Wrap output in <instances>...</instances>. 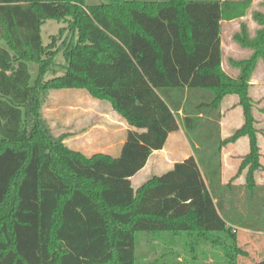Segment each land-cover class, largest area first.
I'll return each instance as SVG.
<instances>
[{"label": "trees", "instance_id": "obj_1", "mask_svg": "<svg viewBox=\"0 0 264 264\" xmlns=\"http://www.w3.org/2000/svg\"><path fill=\"white\" fill-rule=\"evenodd\" d=\"M106 1L0 0V264H139L134 247L142 233L170 235L185 248L210 243L235 264L247 254L227 223L264 232V188L254 181L264 167L248 95L252 67L264 63V30L248 40L241 27L234 37L253 55L234 63L240 73L231 79L221 69L220 23L243 16L247 1ZM86 7L97 26L86 25ZM67 18L68 66L44 81L56 52L43 46L41 27ZM64 88L109 103L127 124L117 157H84L50 134L41 108L48 89ZM227 95L238 97L244 124L221 140ZM179 126L196 159L134 190L130 178ZM241 137L249 139L238 171L247 168V216L231 220L215 187L231 190L220 185L221 148Z\"/></svg>", "mask_w": 264, "mask_h": 264}, {"label": "rangeland", "instance_id": "obj_2", "mask_svg": "<svg viewBox=\"0 0 264 264\" xmlns=\"http://www.w3.org/2000/svg\"><path fill=\"white\" fill-rule=\"evenodd\" d=\"M138 1L162 2L165 0ZM221 1L248 2L243 16L230 21H221L222 67L224 72L229 73V70L234 68L232 64L234 61L246 62L253 55V50L243 48L236 42L234 37L240 34L241 27L245 28L248 40L256 39L258 33L264 30V25L258 22V17L264 16V0ZM86 3L87 6L91 7L105 4L107 1L87 0ZM88 8L86 7L82 10L86 19V25L91 23L92 25L89 26L94 27V24L97 26ZM68 20L70 19L47 20L41 27L43 46L48 47V51L56 52L53 58V66L45 75L44 81L56 80L63 76L68 66V58L62 52V42H65L70 37ZM96 31L97 33L99 32L98 28ZM252 71L255 73L253 81L256 84L264 83V63L261 59L255 62ZM36 74L37 70L33 67L31 70L32 79L36 77ZM249 79L251 78L249 77ZM103 103L96 102L83 90L75 88L48 89L45 102L41 108V115L50 134L54 138H62L63 144L68 149L78 152L84 157H90L93 154H100L105 147L113 149L119 145L118 137L114 141H109L99 131L109 129L111 123L115 122L116 118L120 119L114 115L115 113L113 114L108 103ZM259 232L262 233H255L253 231L238 232V246L247 255L238 256L235 264H255L264 258V232L261 228H259ZM173 242L175 240L170 235L154 233L136 235L134 247L136 262L139 264H228L229 258L216 245L200 243L197 247L185 248L179 246L180 242Z\"/></svg>", "mask_w": 264, "mask_h": 264}, {"label": "crops", "instance_id": "obj_3", "mask_svg": "<svg viewBox=\"0 0 264 264\" xmlns=\"http://www.w3.org/2000/svg\"><path fill=\"white\" fill-rule=\"evenodd\" d=\"M237 62L238 61H234L232 63L234 68H231L229 70V73H226L224 72V69L222 67L221 58V69L229 78L236 79L238 77L240 70L234 66V63ZM252 72L253 71H251L252 75L250 74L251 79H249L248 82V95L254 102L252 112L253 117L255 119L254 127L256 130L259 131V133L257 134V145L259 148L260 155L259 163L261 166L264 167V83L256 84L253 81V75L255 73ZM98 103L103 102L98 101ZM105 103L107 104V102ZM108 105L112 110L109 103ZM112 112L113 114L115 113L113 110ZM219 114V134L221 140H225L231 137L244 124L243 111L242 108L239 106V99L236 95H227L221 100L219 106ZM114 115H116V117H119L117 113H115ZM128 130L129 127L127 126V124L118 118H116L115 122L111 123L109 129H105L104 131L99 130L104 136H106L107 139H109V141H114L117 139V137L119 138L118 146H115V148L113 149L105 147V149L100 152V154L108 155L110 157H117L120 153L122 144L124 143L126 131ZM248 154V137H241L234 143H230L221 148L220 185L225 186L227 184H231V190L223 192L222 190H220L221 188L219 187H215V190L218 191L219 189V202L221 204L222 213H226L231 220H233L234 214H241L247 216L246 211L242 207L244 201L243 187L246 183L247 168H245L239 175L238 171L242 162V158H244ZM189 157H193L196 159V156L193 152L192 146L189 143L188 138L186 137L182 128L179 126V130L177 132L168 135L163 149L159 151H154L147 160V163L145 164L143 169L137 174H135L132 178H130L131 187L134 190L138 189L150 178L162 176L163 174L171 171L176 163L183 162ZM202 177L205 184L207 185V181L203 175V172ZM254 181L256 186L264 188V171L255 172ZM215 202L216 200H214V203ZM218 213L219 215L221 214V212L219 211ZM227 227H231L236 231L237 247H240L238 246L237 237L239 231H253L255 233H262L249 228L240 227V225L237 223H227ZM249 238L251 237L249 236Z\"/></svg>", "mask_w": 264, "mask_h": 264}]
</instances>
